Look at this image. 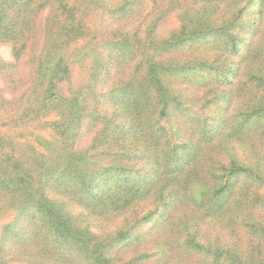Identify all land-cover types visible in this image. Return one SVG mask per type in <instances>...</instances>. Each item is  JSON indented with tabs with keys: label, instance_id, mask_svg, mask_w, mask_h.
I'll use <instances>...</instances> for the list:
<instances>
[{
	"label": "trees",
	"instance_id": "1",
	"mask_svg": "<svg viewBox=\"0 0 264 264\" xmlns=\"http://www.w3.org/2000/svg\"><path fill=\"white\" fill-rule=\"evenodd\" d=\"M0 44V264H264V0H0Z\"/></svg>",
	"mask_w": 264,
	"mask_h": 264
},
{
	"label": "rangeland",
	"instance_id": "2",
	"mask_svg": "<svg viewBox=\"0 0 264 264\" xmlns=\"http://www.w3.org/2000/svg\"><path fill=\"white\" fill-rule=\"evenodd\" d=\"M0 57L4 61H9L12 58L10 47L4 44H0ZM65 87L63 86V89ZM13 96V93L10 89L5 85V81L0 76V132L8 133L9 135H14L18 133H24L21 129H17L16 126L10 127V125H5L4 123H8L9 115L11 114L10 106L3 103L4 99H10ZM33 133L42 134L44 136H48L49 130L41 129V128H32ZM30 139V137H27ZM30 140H33L32 138ZM7 221V218H2L0 220V226L3 225ZM147 228V227H146Z\"/></svg>",
	"mask_w": 264,
	"mask_h": 264
}]
</instances>
